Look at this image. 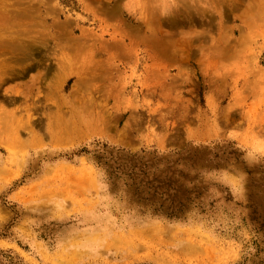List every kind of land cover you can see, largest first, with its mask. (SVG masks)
<instances>
[{"label":"rangeland","instance_id":"1","mask_svg":"<svg viewBox=\"0 0 264 264\" xmlns=\"http://www.w3.org/2000/svg\"><path fill=\"white\" fill-rule=\"evenodd\" d=\"M0 264H264V0H0Z\"/></svg>","mask_w":264,"mask_h":264},{"label":"bare ground","instance_id":"2","mask_svg":"<svg viewBox=\"0 0 264 264\" xmlns=\"http://www.w3.org/2000/svg\"><path fill=\"white\" fill-rule=\"evenodd\" d=\"M78 118V117H77Z\"/></svg>","mask_w":264,"mask_h":264}]
</instances>
